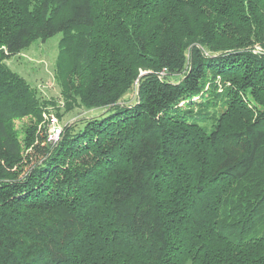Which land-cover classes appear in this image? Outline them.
Masks as SVG:
<instances>
[{
  "label": "trees",
  "instance_id": "obj_1",
  "mask_svg": "<svg viewBox=\"0 0 264 264\" xmlns=\"http://www.w3.org/2000/svg\"><path fill=\"white\" fill-rule=\"evenodd\" d=\"M0 264H264V0H0Z\"/></svg>",
  "mask_w": 264,
  "mask_h": 264
},
{
  "label": "rangeland",
  "instance_id": "obj_2",
  "mask_svg": "<svg viewBox=\"0 0 264 264\" xmlns=\"http://www.w3.org/2000/svg\"><path fill=\"white\" fill-rule=\"evenodd\" d=\"M60 38L61 34H56L46 41L37 40L19 54L6 60V65L28 83L39 99L53 101L56 104H49L42 109L39 120L34 116L15 119V127L17 129L33 121H38L40 126L45 125L47 127L46 120L52 115L63 130L65 124L73 122L81 116L91 117L99 113V110L85 111L83 109H74L66 112L63 108L60 82L55 77ZM57 112L62 116L58 118Z\"/></svg>",
  "mask_w": 264,
  "mask_h": 264
},
{
  "label": "built area",
  "instance_id": "obj_3",
  "mask_svg": "<svg viewBox=\"0 0 264 264\" xmlns=\"http://www.w3.org/2000/svg\"><path fill=\"white\" fill-rule=\"evenodd\" d=\"M261 49L259 47L256 48V52H259ZM46 126H47V137L46 140L50 144H55L62 133V128L56 121V119L50 115V117L46 120Z\"/></svg>",
  "mask_w": 264,
  "mask_h": 264
}]
</instances>
